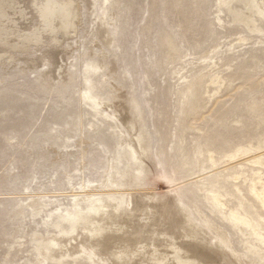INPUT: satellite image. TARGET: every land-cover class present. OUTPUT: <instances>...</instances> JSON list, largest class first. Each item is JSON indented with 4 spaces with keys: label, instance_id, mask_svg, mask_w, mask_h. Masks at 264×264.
I'll return each mask as SVG.
<instances>
[{
    "label": "rangeland",
    "instance_id": "1",
    "mask_svg": "<svg viewBox=\"0 0 264 264\" xmlns=\"http://www.w3.org/2000/svg\"><path fill=\"white\" fill-rule=\"evenodd\" d=\"M49 1L67 10L63 21L72 16L68 28L41 14L43 0H0V264H58L35 250L33 236L54 231L30 215L76 202L87 210L84 192L126 206L106 224L127 228L109 234L110 245L152 229L202 264H264V0ZM88 86L96 107L83 101ZM149 196L167 206L144 222L139 200ZM91 220L96 240L105 226ZM70 230L73 252L55 253L59 264H169L125 242L93 252L82 227Z\"/></svg>",
    "mask_w": 264,
    "mask_h": 264
},
{
    "label": "bare ground",
    "instance_id": "2",
    "mask_svg": "<svg viewBox=\"0 0 264 264\" xmlns=\"http://www.w3.org/2000/svg\"><path fill=\"white\" fill-rule=\"evenodd\" d=\"M2 2V0H1ZM11 2V1H10ZM55 2V1H54ZM56 2H59L56 1ZM61 2V1H60ZM91 2V1H90ZM93 2V1H92ZM91 2V3H92ZM109 1L106 0V3H108ZM8 3V2H7ZM42 3L44 5H42ZM41 3V9L42 7L44 6V8L42 9V15H45V16H48V18H50L49 20L51 21L50 23H54V26H55V29H59L60 26L64 25V28H68V25L71 23L69 22V20H71L70 18H72V16H69L68 17V21L65 22V20L63 21V18L65 17V12L67 10H64L62 8H60V10H56V8L54 9L53 7H60L59 5H55L53 7L52 6V3H50L49 0H43V2ZM62 3V2H61ZM89 3V1H88ZM54 4V3H53ZM57 4V3H56ZM60 4V3H58ZM2 5V4H1ZM62 5V4H61ZM88 5V4H87ZM232 5V4H231ZM62 7V6H61ZM53 8V9H52ZM64 8V6H63ZM69 8V7H68ZM74 8V7H73ZM66 9V7H65ZM70 9V8H69ZM2 10V9H1ZM4 10V9H3ZM2 12L0 13V21L4 20L5 17L7 16L6 12ZM71 10V9H70ZM79 10V9H78ZM62 11H65V12H62ZM36 12V11H35ZM69 12V11H68ZM104 12H106L104 10ZM103 12V14H104ZM68 13H66L67 15ZM70 14V13H69ZM37 15V14H36ZM39 15V14H38ZM72 15V14H71ZM106 15H102L101 18L105 19ZM66 18V17H65ZM64 18V19H65ZM73 19V18H72ZM47 20V19H46ZM48 22V21H46ZM74 23V22H73ZM48 25V24H47ZM72 25V24H71ZM70 25V26H71ZM69 26V27H70ZM2 27V26H1ZM104 28H107L106 25L103 23V24H100L98 26V34H101L102 33V30L101 29H104ZM62 30V29H61ZM101 31V33H99ZM53 32V31H52ZM107 32V31H106ZM108 34V33H107ZM106 34V35H107ZM68 35V34H67ZM105 35V34H104ZM105 35V36H106ZM104 36V37H105ZM103 37V36H102ZM108 37H110V41L108 40L109 44L112 45L115 41V39L113 38V35L111 34H108ZM102 41V40H101ZM104 41V39H103ZM94 67L95 65L92 63V62H87L84 66V71L88 74V75H91L93 73H95L96 71H94ZM51 68H48L47 70V73H50V74H53L51 73ZM46 73V72H45ZM85 73V74H86ZM63 76H61L58 80L61 81V82H68L69 78H70V75H71V69L69 67H67V69L65 70L64 73H62ZM45 75V74H44ZM59 75V74H58ZM57 80V81H58ZM90 81V78L87 79V82ZM56 82V81H55ZM56 85V83H54ZM89 84V82H88ZM93 95V88L91 86H88L86 89H85V93H84V97L83 101H86V103L89 105V106H92V107H96V104L97 102L99 101V98L98 97H91ZM70 112L72 114L69 115L68 113V116L69 118H72L73 116V109H70ZM124 114H120L119 117L120 119L122 118ZM128 116V114H126ZM127 118V117H126ZM130 117L128 116V121H129ZM126 122V123H129V122ZM134 153H135V157L137 159H139L137 157V155L140 153V151L137 149V148H134ZM135 163L139 165H142V162L140 160H135ZM143 169V168H142ZM137 170H140L138 172L141 173V168L137 167ZM15 182V181H14ZM13 182V183H14ZM92 183H89L88 185V189L92 187ZM96 189L97 191L99 190L98 186H96ZM79 194V193H78ZM82 194L81 197H82V200L81 201H84L86 203H88V206L86 207L87 210H82L81 208V211H79V207L80 206V203L76 202V203H73L71 206L67 207V208H64V209H56L55 211H52L50 213H48L46 216L44 215V217L41 219V216L40 213H36V212H33V214L30 215V218H32L33 220H36L38 218H40V222H39V225L41 226V229L43 230H48L49 228H52L54 233L53 234H50V235H46L44 239H42L41 241L37 240L36 236L34 238L33 236V239L31 242H33L34 244V248L35 250L38 252V255L41 257V256H45L46 258L49 259V257H56L55 260L56 262H58V264L60 263L59 260H61V258L59 256H56L55 253H57L58 251H62V250H65L66 253L68 254L67 256H71L70 255V252H73V251H68L67 249V235L70 234V232L72 230L70 229H75V228H79V227H82V230L84 231V236H85V245L89 246V248L91 249V251L93 252H107L108 254H110V251H109V247L112 246V247H122L121 244H123V242L127 243L128 246H129V249L131 251L134 252L137 251V252H140V253H145L146 250H148V248H155L156 249V253L158 254L157 256L160 257V259L162 260V263L163 262H166V263H169V264H173L175 262L176 259H180V260H189L193 263H198V264H202L200 263V259L195 260V258L193 259L192 257L190 256H187L190 252V251H186L184 250L185 248H180V246L178 245L177 243V238H174L169 236V234L167 232H158V233H155V232H150L152 229H150L148 226V228L150 229L148 233V236L146 237H137V239L133 238L131 241L129 240H124L127 236L124 237L123 239V236L119 237L118 239L120 240L119 241V245H116L113 244V245H110V242H109V237L107 240L106 237L109 235V234H116V233H120V232H123L124 229H127V228H124L123 230L119 231V230H116V231H109L107 228L110 227V226H106L107 223H110V225L113 223L116 224L118 222L119 217L120 215L126 213V206L124 205V203H122L121 207L120 208H117V203L116 201H114L113 199H108V198H105L103 197L102 193L101 192H93V193H89V192H84V193H80ZM91 198H95V199H91ZM160 200L162 199H159L157 197H146V199H141L139 200V203L140 205V209H142V215H141V219L140 220H144L145 221H148V220H154L156 215H155V212L157 213L158 209L159 208H166V204H162L163 202H161ZM138 201V200H137ZM147 202V203H145ZM155 204H153V203ZM169 201H167L168 203ZM138 203V204H139ZM152 203V204H150ZM173 203V202H172ZM172 206V205H171ZM173 208L176 210V213L178 215H181L182 218H184V221H186V217L185 215H182V213L178 210L180 209H176L175 206H174V203H173ZM145 211H144V210ZM94 212V214H92ZM56 213L60 214L62 217H60L61 219L59 220H55L56 219ZM141 213V212H140ZM175 213V212H174ZM173 213V214H174ZM138 215V214H137ZM177 216V215H176ZM95 217V220H97V218H100V221L98 222L101 226H105V227H102V228H99V230H101L102 233L99 234V232L95 229L94 230V233L95 234H98L99 236H97V239L96 240H91L89 239L88 240V237H87V232H86V229L89 228L90 223L92 222H95V221H92L91 218H94ZM136 217L138 218V216H136L135 214H131L130 216L126 217L127 219H136ZM140 217V215H139ZM165 217V216H164ZM23 216L22 214H17L15 216V221L19 222V221H22L23 220ZM172 218V217H171ZM105 219V221L103 220ZM166 219V218H165ZM173 219V218H172ZM31 220V221H33ZM64 222V225L63 226L61 223H59V221H62ZM114 220V221H113ZM121 221V220H120ZM183 221V225H181L180 227V230H182V228L185 226V222ZM136 222V221H135ZM135 222H132L130 224V226H133V225H136ZM142 222V223H144ZM154 222V221H153ZM156 223V222H155ZM148 223H146L145 226H147ZM38 225V226H39ZM88 227H87V226ZM142 225V224H141ZM177 225V224H176ZM179 225V226H180ZM153 226V225H152ZM135 227V226H134ZM133 227V228H134ZM142 227V226H141ZM178 227V226H177ZM188 227V226H187ZM138 228V227H137ZM145 229V228H144ZM134 230H136V228H134ZM140 232V229H138ZM143 230V229H141ZM175 230V229H174ZM179 230V229H178ZM127 231V230H126ZM129 232V231H128ZM127 232V233H128ZM137 232V233H138ZM131 233V232H130ZM129 233V234H130ZM136 233H134L135 235ZM180 234V233H179ZM178 234V235H179ZM192 234V233H190ZM37 235V234H35ZM133 234L130 235V237L132 236ZM171 235V234H170ZM136 236V235H135ZM129 237V238H130ZM113 238V237H112ZM111 238V239H112ZM115 238V237H114ZM117 238V236H116ZM122 238V239H121ZM178 238H181V236L179 235ZM114 240V239H113ZM124 240V241H123ZM58 242H61V246L58 247L59 245L57 244ZM97 242V243H96ZM207 242V238H205V241L202 242L203 243H206ZM90 243L96 247V244H97V249H95L94 247H92L90 245ZM109 243V244H108ZM112 244V243H111ZM12 248V247H11ZM10 248V249H11ZM73 248V247H72ZM189 249V248H188ZM194 249V248H193ZM162 251V252H161ZM194 252V251H193ZM11 252H8V255L10 254ZM148 256L149 255H152V251L151 252H148ZM215 254H217L216 252H214ZM113 255V254H111ZM257 255V254H256ZM255 255V257H256ZM115 258H118L117 255H113ZM156 258L157 256L154 255ZM184 256V258H183ZM254 256V254H253ZM59 260H58V259ZM42 259V258H41ZM158 259V258H157ZM42 260H45V259H42ZM117 260V264H133L132 262V258L131 257H127V258H118V259H115ZM202 261V260H201ZM107 263V262H106ZM204 263V262H203ZM211 263V262H210ZM252 263L251 260H249V264ZM160 264V263H159ZM176 264H179V263H176ZM206 264V262H205ZM208 264V263H207ZM262 264V263H261Z\"/></svg>",
    "mask_w": 264,
    "mask_h": 264
}]
</instances>
